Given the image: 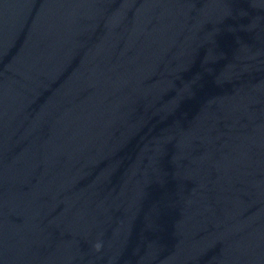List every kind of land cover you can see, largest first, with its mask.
<instances>
[{
	"label": "water",
	"instance_id": "obj_1",
	"mask_svg": "<svg viewBox=\"0 0 264 264\" xmlns=\"http://www.w3.org/2000/svg\"><path fill=\"white\" fill-rule=\"evenodd\" d=\"M0 264H264V0H0Z\"/></svg>",
	"mask_w": 264,
	"mask_h": 264
}]
</instances>
